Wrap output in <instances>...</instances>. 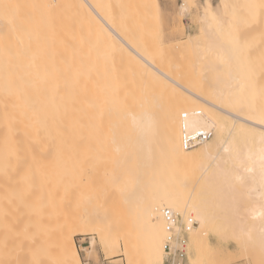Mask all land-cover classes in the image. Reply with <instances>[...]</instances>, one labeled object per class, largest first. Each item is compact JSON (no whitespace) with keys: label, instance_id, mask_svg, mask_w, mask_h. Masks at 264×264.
<instances>
[{"label":"bare ground","instance_id":"obj_1","mask_svg":"<svg viewBox=\"0 0 264 264\" xmlns=\"http://www.w3.org/2000/svg\"><path fill=\"white\" fill-rule=\"evenodd\" d=\"M96 1L0 0V263L76 264L81 232L86 254L100 246L110 263L164 264L170 209L175 245L197 222L185 232L187 264L208 262L211 230L264 264V92L235 60L241 6L201 4V30L185 41L195 68L183 73L152 59L154 30L144 36L155 51L148 24L126 18L128 1ZM117 6L143 43L116 28ZM128 105L140 113L129 117ZM197 130L212 136L186 149L183 134ZM86 144L107 164L99 190L80 177Z\"/></svg>","mask_w":264,"mask_h":264},{"label":"rangeland","instance_id":"obj_2","mask_svg":"<svg viewBox=\"0 0 264 264\" xmlns=\"http://www.w3.org/2000/svg\"><path fill=\"white\" fill-rule=\"evenodd\" d=\"M99 1H100V3H99ZM116 1L118 3L119 0H115V2ZM122 1L123 2L128 1L124 4H125V7L127 4L126 8H130V9L133 8L134 3H136V2L139 3L138 0H130V1L129 0H125V1L122 0ZM122 1L120 0L119 4H122L123 3ZM131 1H133L132 6H130ZM206 1L207 0H197L196 5L193 6L187 14L181 15L179 13V4H181L183 2V0H147L146 4H145V0H144L143 2L140 1V3H139V6L141 5V9L139 8L140 10L138 8L134 9L132 11L130 9H128V15L131 14L132 16L130 15V17H129L127 15L126 18L129 19L131 17L132 18L137 17V18L141 19V23L140 22H138V23L142 24V22H145V24H148L149 27L145 26L144 23L142 25V30H144L143 26H145L147 29L144 32H142L143 36L146 33H148L147 31H149V29L151 27L153 28L154 31H152V34L154 33L153 34L154 39L152 38V36L148 37L150 35L149 33H148L149 35L147 34L148 36L146 35V37H148V39L152 38L151 40L153 43H154V41L158 42V44L155 46L157 48H159L160 52L157 53L158 56L156 55L158 57V59L154 55L156 52L153 54V57L150 55V58L152 57V59L158 60V61L161 59L159 66L162 69L166 66V63H167L168 66H166V70H169L167 68L168 67L171 68L172 65L175 68V65H176L178 68L177 70H179V71H180V68H184V70H183V73H184L185 70L188 71V70H192L195 68V59H196L195 48L189 42L186 45L187 42H185V41H187V38L191 34H196V33L200 32L202 23H201V18H200L199 12L201 11V9H200L201 4L203 5V3H205ZM210 1H212L215 4L218 2V0H210ZM96 2L101 4L102 1L98 0ZM234 2L236 4H238L239 6H241V9L239 11V17L241 19V22L239 24L235 25L234 28L236 29L238 35H242L244 37V39L239 43L240 44V49H238L239 55L236 57L235 60H236L239 68H241V69L248 68V70L246 69L247 74H249V75L250 74H257L259 76V83H260L259 85L262 87V91L264 92V10L262 11V9L260 7L262 4H264V0H234L233 2L228 0L229 6L231 7L232 3H234ZM97 3H96V6H98V9H99V4L97 5ZM112 3L113 2H111V4ZM113 5L115 6V4H113ZM113 5H111V6L113 7ZM116 5H118V4H116ZM135 5L138 6L137 3ZM143 5H144V8L142 7ZM102 6H103V2L101 4V7ZM104 6H105V4H104ZM106 6H108V5H106ZM118 7L119 6H117L116 8L114 7L115 9L112 8L111 11H113V13L118 12V13H114L116 18L120 15H121L120 17L123 18V14H119V13H121L122 11L126 12L127 10H124V9L122 10V8H125V7H122L120 9ZM105 9H106V7L104 8V11H106ZM107 9H109V8L107 7ZM99 10H101V9H99ZM120 10H122V11L120 12ZM104 13H107V12H104ZM53 14H55V13L53 12ZM116 14H119V15H116ZM126 14H127V12H126ZM126 14H125V16H126ZM106 15H109V14H106ZM105 17L108 18V16H105ZM110 17H109L110 20L113 19V21H114L115 17L114 16H113L114 18H112V16H110ZM45 19L47 20V16ZM55 19H56V17H55ZM117 19L119 20L120 18H117ZM117 19L114 21V25H117V23H116ZM123 19H122V21H121V19L119 21H117V22H119L118 24L120 26L117 25L116 28L118 30H120L122 33L124 31L127 32L125 37H128V38L130 37V39H131L133 36H135L133 38H136V37L139 38V36L137 34H135L134 31H132L133 28H130V26H129L130 24L129 25L127 24L131 20L126 19V20H128L126 22V20L124 19V21H123ZM46 20H45V25L43 24L44 21L42 24L44 26H47V28H48L49 25H47ZM55 21L56 20H53V23H52L54 29L56 28L55 23H57ZM113 21H111V23ZM133 21H132V23H133ZM120 22H122V24ZM123 22H124V24H123ZM135 22H137V21H135ZM125 23L128 25L129 28L128 27L127 28L129 30L132 29L131 34H134L132 37H131V35H127L129 33V30L125 27L126 26ZM132 23H131V26H132ZM133 24H135V23H133ZM173 24L175 27L173 26ZM135 26H136V24H135ZM135 26L133 25V27H135ZM155 27H156V29L158 28L159 32L155 29ZM47 28L45 29V27H44L45 30H48ZM137 28H140V26H138ZM134 30H135V28H134ZM155 30L157 32V40H155L156 39ZM136 31L140 32V30H138V29ZM125 32H124V35H125ZM45 33H46V31L43 34L39 33V35L40 34L44 35ZM150 33H151V31H150ZM142 35L140 37H142V39H144ZM154 35H155V37H154ZM92 39H94V38H92ZM139 39H141V38H139ZM142 39L139 41H141L143 43L145 40L142 41ZM148 39L146 41H149ZM99 40H100L99 44L101 45L102 40L101 39H99ZM151 40L149 41L150 43H151ZM88 41H90V40H88ZM149 42H148V44H149ZM157 42H155V43H157ZM89 43H92V42L90 41ZM153 43H151V44H153ZM154 44L152 45V47L154 49L150 46V44L148 45L149 51H150V48H152V50L155 51L156 47L154 46ZM158 45L161 46V48L158 47ZM101 47H103V44ZM161 49H163V50H161ZM146 51H148V49ZM154 51H152V52H154ZM160 53H163L162 54L163 57H161ZM209 58L215 59L214 56H211ZM121 62H122V60H121ZM155 62H157V61H155ZM124 63H125V61H124ZM174 70L176 71V68ZM175 71L172 70V72H175ZM181 71H182V69H181ZM187 71H185V72H187ZM170 72H171V70H170ZM178 72H176V74L180 75V72L179 73ZM183 73H182V75H183ZM124 74H126V76L124 75L125 77H128V75H127L128 73L125 72ZM263 92H262V94H263ZM135 106H137V105H135ZM126 107H125V109H126ZM129 108H131L130 109L131 111H132V109H135V111L138 112L136 114L140 113L139 110L138 111L136 110V109H139L137 107L133 108V106L129 107V105H128V109ZM126 110H124V111H126ZM124 111H122V112H124ZM135 111L133 110L132 112L128 113V116L130 117V115H132L133 112H135ZM128 120H130V121H128V123H131V119H128ZM121 122H123V121H121ZM125 122H127V120ZM126 125H127V123H126ZM88 146H90V145L86 144L87 149L85 152V156L82 159L83 170L81 172L80 177L83 179V181L86 182V184H87L86 186H88V187L90 186V188H92V189L96 188V190L97 189L99 190V188H101L103 185L102 184L103 175L106 171L107 164L105 165L101 162L99 155L97 156L94 153L88 151ZM194 179H195V177H194ZM195 183H196V179H195V182L193 185H195ZM95 201H97V199ZM96 203L97 202L92 203L91 205L99 204V203H97V204ZM211 231L209 233L211 247L206 248V250H205V254H206V257L208 259V262L205 264H262L261 263L262 260H261V262L256 260V256L255 257L245 256L246 254L243 252V250H241L238 247L237 243L234 242L235 240L234 241H232V239L224 240L225 237H222L223 234L220 237V233L216 232L215 230H211ZM89 236H90L89 234H85V233H81V232L75 233V236H74L76 244L80 250L82 260L86 258L87 254L83 250H81V246L89 244V240H90ZM97 249H98V251L96 250V252L93 253L94 255L91 256V259L93 260V264H95V262L97 260L101 261V264L102 263H104V264H116V263H110L109 262L111 260V257L109 255H107L102 250V248H100V246H97ZM192 252H194V248L191 249V253ZM121 257L123 258V256H121ZM251 258H252V260H251ZM124 261H126V259H123L121 264H124ZM185 263L187 264V259H186Z\"/></svg>","mask_w":264,"mask_h":264},{"label":"built area","instance_id":"obj_3","mask_svg":"<svg viewBox=\"0 0 264 264\" xmlns=\"http://www.w3.org/2000/svg\"><path fill=\"white\" fill-rule=\"evenodd\" d=\"M212 136L211 130H197L191 133L183 134V146L186 149H190L202 143ZM163 217L165 220V228L167 231V237L164 245L165 250V261L164 264H185L187 259V232L194 225L196 221L192 217L188 219L185 224L184 233L181 234L180 238L177 239L178 244L175 245L174 229L176 224L180 221V216L170 209H164Z\"/></svg>","mask_w":264,"mask_h":264},{"label":"snow or ice","instance_id":"obj_4","mask_svg":"<svg viewBox=\"0 0 264 264\" xmlns=\"http://www.w3.org/2000/svg\"><path fill=\"white\" fill-rule=\"evenodd\" d=\"M185 7L186 6L182 5L181 6L182 10ZM260 7L262 9H264V4H262ZM243 39H244V37L242 35H237V36L234 37V41L237 44H239ZM262 161H264V157H262ZM262 188H264V183H262ZM260 207H261V209H264V192L261 193V205H260ZM261 214L264 215V212H262ZM91 256H92V253L89 252L85 259L77 260L76 264H93V260L91 259ZM95 264H101V261L97 260L95 262ZM156 264H162V261L158 259Z\"/></svg>","mask_w":264,"mask_h":264}]
</instances>
